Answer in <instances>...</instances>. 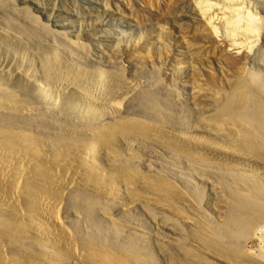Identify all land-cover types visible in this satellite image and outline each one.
Wrapping results in <instances>:
<instances>
[{
	"label": "rangeland",
	"instance_id": "374dc122",
	"mask_svg": "<svg viewBox=\"0 0 264 264\" xmlns=\"http://www.w3.org/2000/svg\"><path fill=\"white\" fill-rule=\"evenodd\" d=\"M0 37L42 82L50 55L137 83L98 118L0 81V264H264V148L237 141L264 146V0H0ZM38 194L76 255L32 234Z\"/></svg>",
	"mask_w": 264,
	"mask_h": 264
},
{
	"label": "bare ground",
	"instance_id": "6f19581e",
	"mask_svg": "<svg viewBox=\"0 0 264 264\" xmlns=\"http://www.w3.org/2000/svg\"><path fill=\"white\" fill-rule=\"evenodd\" d=\"M3 37H0V40ZM4 39L6 40V38H4ZM1 42H3V41H1ZM7 44H9V43H7ZM13 44H14V42H13ZM234 44H235V46H237V45H239V42L236 39H234ZM6 46H4V47L7 49V51L5 52V54H3V56H0V81H7V82L12 81L14 86L17 89L22 88L26 92L30 93V96L33 95L32 97H35L36 99H38L40 101H44V103H45V101H49V100H54L55 102H59L60 99L64 95H67V97H68V95H70V96H72V99H74L75 101H73V102L70 101L72 103H70L68 106L67 105L63 106V108L65 110H68V112L70 111V112L75 113L76 115H79L81 117H95V116H97L99 118L100 117L99 115L102 116L103 113L108 112L110 110H111L110 112H112V111L115 112L114 109H117V110H118V108H119V110L122 109L123 101L125 102L124 98L131 96V94H133V92H134L133 91L130 95L125 97V94H127L128 92L126 93L124 91H126L128 89H133L135 87V84H137V83L134 84L132 81L131 82L126 81L124 79L117 81L113 76L105 77V76H107V74L103 70H101L98 75L90 77L89 83L86 84L82 81V78L79 76V74L76 72V70H73L70 66H67L63 63L62 64L61 63H57V64L54 63L52 61V57L50 55H48V58L46 60V65L51 70L50 74L52 77H51V80L49 82H45V81L42 82V81H40L39 78H38L39 79L38 80L36 77H34L31 74L30 69L26 65V61H25L26 58L23 56V54L20 53V51L17 52L18 50L15 51L16 49L13 50L12 48H8ZM12 47H14V46L12 45ZM2 50H0V51H2ZM13 84H12V87H14ZM120 87H123V89L121 90ZM135 89H136V87H135ZM254 99H259V95L252 97L251 101ZM68 100H70V99H68ZM242 101H244V100L242 99ZM48 103H50V101ZM58 104H60V103H58ZM59 106L62 107L61 104ZM239 107H240V104L239 103L235 104L233 102V98L229 97L226 100V103L223 107V110L231 113V112H233V109H234V113H235V109H237ZM110 112L106 113L105 115L109 114ZM252 114L253 115L249 116L250 120L254 124H256V127L258 130H262L261 125H264L263 120H261L260 116H258L257 113H252ZM85 119H87V118H85ZM262 122H263V124H262ZM176 136L186 138L189 140H193V141L196 140V139H194L190 136L184 135V134L183 135L177 134ZM237 141L241 144H245L247 147L262 146L264 148L263 144L259 141V139L254 134H252L251 132H249L247 130H242L238 133ZM212 149L214 151H216L218 154H222V155L234 154V151H232L230 149H222V148H218L216 146H213ZM94 155H95L94 152H89V153L85 154L84 157L86 160L90 161L91 159H93ZM241 161H245V162L250 163V164H256V166L258 165L257 167L260 166V168H261V166L264 167V158H259L257 156H252L250 154L241 155ZM92 163H94V162H92ZM250 164H247V165H250ZM61 169H63V168H61ZM61 171L64 173L67 172L65 169H63ZM97 174H99V173H97ZM60 177L57 178V180H56L57 183L59 182ZM4 182H5V180H4V176L2 173V167L0 166V188H2V187L4 188ZM26 186L33 187V185H31V184H26ZM107 188H109V186ZM6 197L7 198H13L14 194L6 193ZM36 202H37V204L35 207V215L38 218V221H41L42 223H45L46 225L43 227H38V223H37V226L36 225L34 226V231L32 234H35L36 236H41L44 239V241L46 242V245L48 247H56V245H57V247L60 246L61 248L65 249V250H69L73 254V256L76 255L74 246H73L72 242L69 241V239H63V238L60 239V238L55 237V235L54 236L52 235L54 237L53 240H52V238H50L51 237L50 236L51 235L50 234L51 233L50 232V229H51L50 226L57 227V228L64 226L63 225L64 223L62 222L61 217H60L61 209L59 208L60 207L58 204L59 202L55 203L51 199H49L48 197L41 195V194L40 195L38 194L36 196ZM58 209H60V210L58 211ZM25 230H23V231H25ZM67 230H68V228H67ZM70 233H71V230H70ZM32 237H33V235H32ZM75 245L77 246V243H75ZM94 253H96V252H94ZM66 255H67V253H66ZM94 255H96V254H94ZM76 257H78V256H76ZM91 264H106V263L99 260V257H98V259H92Z\"/></svg>",
	"mask_w": 264,
	"mask_h": 264
}]
</instances>
